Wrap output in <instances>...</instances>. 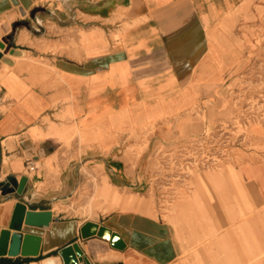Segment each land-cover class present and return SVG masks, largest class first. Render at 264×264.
Returning <instances> with one entry per match:
<instances>
[{"label": "crops", "instance_id": "1", "mask_svg": "<svg viewBox=\"0 0 264 264\" xmlns=\"http://www.w3.org/2000/svg\"><path fill=\"white\" fill-rule=\"evenodd\" d=\"M263 11L264 0H0V232L17 201L53 217L19 227L40 235L36 254L5 252L0 264H64L71 243L80 264H264V150L203 177L164 217L132 194L150 174L123 140L150 123H160L152 149L209 135L237 79L264 67ZM197 102L201 119L183 112ZM91 174L97 190L107 183L134 201L96 190L97 217L57 211ZM88 221L110 237H83Z\"/></svg>", "mask_w": 264, "mask_h": 264}, {"label": "rangeland", "instance_id": "2", "mask_svg": "<svg viewBox=\"0 0 264 264\" xmlns=\"http://www.w3.org/2000/svg\"><path fill=\"white\" fill-rule=\"evenodd\" d=\"M263 25L261 26L264 31V11L261 13ZM264 66V65H263ZM238 87L242 88V92H246L245 99L248 95H251L248 104H242L244 96H238L240 100H235L233 96L236 94L231 90V104L229 105L228 112L225 116L219 117L215 120V127L213 131L216 132L214 139L210 144L214 143L211 149L214 153L201 154L198 156H208L219 164L214 167L209 168H194L189 171V179L187 186H180L177 189L176 196L171 200H166L164 206H159L156 197V189L150 186L147 190L137 191L132 189V194L137 198H142L147 200L151 208L146 204L144 207L149 208L152 212L155 210L160 212L164 217L167 213L174 212L179 205V199L187 195V193H196L199 191L200 183L203 181V177L211 174L218 173L220 175L226 174L231 163H237L241 159L255 155V150H264V136L262 132L264 131V101H259L254 96L258 90L264 89V67H259L258 71L254 68L244 72L238 79ZM241 95L242 93H238ZM262 103V104H261ZM246 115H242L241 111L244 106ZM196 111L198 119L202 117V111L199 109L198 102L192 105L190 108L185 109L186 111ZM170 121V120H169ZM201 121V120H200ZM160 123H150L145 127L137 130L131 129L126 131L127 136L123 137L124 143V153L128 156L131 163H142L146 159L148 168L153 166V163H158V155L155 156L161 150H167L174 148L178 145L184 144L185 141L192 139H205L206 137H195L192 139H183L180 142H176L172 145H163L157 142V145L153 148V144L149 140L154 132V129L159 126ZM124 131L121 132L123 134ZM121 136V135H120ZM225 141V142H223ZM80 143L77 146L78 151L81 153L84 149V145ZM222 144H227L221 146ZM220 147H223L224 151H219ZM204 148H206L204 146ZM207 149V148H206ZM223 155V156H222ZM148 157V158H147ZM172 159V156H169ZM172 163V162H171ZM94 175V176H93ZM99 178L98 174H91V185L82 186L74 195L69 199L58 201L54 207L57 211H61V214L68 216H75L80 218H95L101 212L106 211L103 200L112 203H130L133 202V197L131 196H121L115 189H112L109 184L103 183L99 190H97V183ZM102 179V178H101ZM42 183H39V187ZM97 196L103 198L102 201L98 200ZM142 205V204H141ZM142 209V206H141ZM154 209V210H153ZM144 210V209H142ZM258 259H264V252L259 255ZM263 262V261H262ZM263 264V263H262Z\"/></svg>", "mask_w": 264, "mask_h": 264}, {"label": "built area", "instance_id": "3", "mask_svg": "<svg viewBox=\"0 0 264 264\" xmlns=\"http://www.w3.org/2000/svg\"><path fill=\"white\" fill-rule=\"evenodd\" d=\"M264 88V87H263ZM232 91L236 94L233 96L235 100H240L238 96L243 97L242 104H248L251 100V95H248L245 99L246 92H242V88L235 87ZM238 93H242L238 95ZM256 97L259 101H264V89L258 90L252 97ZM262 104V103H261ZM244 109H247L245 105L241 111L242 115H246ZM216 132L211 131L206 138L203 139H192L185 141L184 144L178 145L173 149L161 150L155 154L158 155V163H153L152 168L149 167L150 174V186L156 189V197L159 206L163 207L166 200H171L176 196L177 189L180 186H187L189 179V171L194 168H209L219 164L208 156H198V153H214L211 147L214 143L210 142L214 139ZM225 142V141H223ZM227 144H222L225 146ZM204 146L207 148H204ZM219 151H224L223 147H220ZM172 156V159L169 158ZM223 156V155H222ZM172 162V163H171ZM220 165V164H219ZM28 169L33 167L30 161L26 162Z\"/></svg>", "mask_w": 264, "mask_h": 264}, {"label": "water", "instance_id": "4", "mask_svg": "<svg viewBox=\"0 0 264 264\" xmlns=\"http://www.w3.org/2000/svg\"><path fill=\"white\" fill-rule=\"evenodd\" d=\"M24 181L25 177H22L17 188L18 192L22 190ZM12 183L15 185V182L12 181ZM1 187L5 188L4 182H0ZM13 190L10 189V191ZM52 219V212L50 210L28 209L25 203L17 201L10 216L9 229H3L0 232V254L5 252L8 255H16L18 253L22 255L36 254L41 242L40 235L31 232L22 233L19 231V227L22 223L37 227H48ZM92 234L110 237L111 233L109 229L88 221L81 227V235L87 237ZM115 236L116 234L113 233L112 239ZM59 254L64 264H80V261L83 260L82 251L77 243L63 246L59 249Z\"/></svg>", "mask_w": 264, "mask_h": 264}, {"label": "bare ground", "instance_id": "5", "mask_svg": "<svg viewBox=\"0 0 264 264\" xmlns=\"http://www.w3.org/2000/svg\"><path fill=\"white\" fill-rule=\"evenodd\" d=\"M6 204H7V203H6ZM6 204H5V205H6ZM2 207H4V208H5V206H2ZM3 213H4V212H3ZM4 215H5V214H4Z\"/></svg>", "mask_w": 264, "mask_h": 264}]
</instances>
